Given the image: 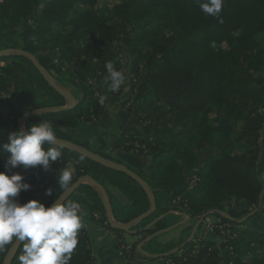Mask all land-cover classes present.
<instances>
[{"label":"trees","instance_id":"trees-1","mask_svg":"<svg viewBox=\"0 0 264 264\" xmlns=\"http://www.w3.org/2000/svg\"><path fill=\"white\" fill-rule=\"evenodd\" d=\"M263 32L264 0H224L219 17L203 13L197 0H122L111 7L101 6L100 0H0V51L35 55L77 99L67 110L29 118L26 130L49 120L58 139L92 150L88 140L72 131L99 125L106 107L97 93L113 94L105 84V64L111 61L125 69L118 53L119 43L124 44L131 57L128 78L134 97L128 107L129 125L139 126L140 132L123 131L115 146L148 158L145 174L128 167L149 183L156 210L132 230L143 238L151 236L145 248L165 254L167 264H264V179L259 164L264 44L256 37ZM31 87L38 92L35 102L23 95ZM122 93L123 85L114 95ZM16 95L15 111L9 116L0 112V171H5L4 158L10 155L3 145L10 133L21 129L19 119L25 113L67 105L30 58L12 53L0 56V103ZM158 104L166 111L159 113ZM42 147L47 150L49 145ZM92 151L120 161L101 148ZM69 165L75 169L73 183L90 175L105 187L116 222L128 223L150 210V197L134 178L66 147L48 171L40 166L12 169L30 185L16 199L26 203L51 188L43 204L52 205L63 194L59 170ZM113 186L125 194L127 203L109 192ZM72 200L117 238L124 232L108 223L105 202L93 185L81 184L67 201ZM226 203L237 210L229 217L219 211ZM178 210L190 218L212 212L217 228L171 252L172 246L162 245L156 234L176 224L179 216L172 212ZM8 251L0 253V264ZM20 251L12 264H18ZM249 253L253 260L246 261ZM94 263L90 234L82 227L70 264Z\"/></svg>","mask_w":264,"mask_h":264},{"label":"clouds","instance_id":"clouds-1","mask_svg":"<svg viewBox=\"0 0 264 264\" xmlns=\"http://www.w3.org/2000/svg\"><path fill=\"white\" fill-rule=\"evenodd\" d=\"M200 10L206 15L219 17L224 0H197ZM105 84L110 92H118L125 84L123 66L117 68L113 62L105 64ZM101 104L106 95L97 93ZM40 111V110H38ZM47 142L45 150L42 145ZM4 150L10 153L4 158L5 171H0V253L10 248H20L18 264H70L78 245V232L83 227L84 213L77 201H65L57 196L51 206L46 207L32 199L20 203L16 198L21 190H28L24 176L12 169L22 170L40 166L44 171L62 157L63 145L54 131L53 123L41 120L7 136ZM71 165L60 169L58 183L62 193L71 190L73 173ZM52 189L46 190L51 195ZM22 246V247H21Z\"/></svg>","mask_w":264,"mask_h":264},{"label":"crops","instance_id":"crops-1","mask_svg":"<svg viewBox=\"0 0 264 264\" xmlns=\"http://www.w3.org/2000/svg\"><path fill=\"white\" fill-rule=\"evenodd\" d=\"M108 110L102 115L100 119L99 126H88L78 128L73 130L72 133L79 138L89 140L92 136H97L100 131H107L108 129H113L114 131L120 130V133L123 130H129L138 132L139 130L135 125H128L131 120L130 114L127 112V115H122L120 113ZM112 115V116H111ZM113 117V118H112ZM112 118V119H111ZM122 127V129H121ZM140 132V131H139ZM117 136L115 137V140ZM112 144V142H111ZM112 146L111 152L115 153L118 158H120V163L136 168H144L148 158L141 155H133L126 151L116 149ZM109 192L112 193L120 202L127 203L128 199L124 200L123 197L119 196L116 193V190L112 187L109 188ZM40 201L41 203L46 202L49 199V195H46V192H37L34 194L33 198ZM81 210L84 213L83 227L87 228L90 234L91 248L95 258L94 264H167L168 260L165 257V254H154L150 253L144 246L145 241H147L151 236L146 238L140 237L141 235H133L135 242L137 244L136 251L133 255V258H126L120 254L118 247V238L116 233L108 229L104 224H101L100 221L95 218H89L86 216V210L81 207ZM173 214L179 216L176 219V224L170 226L168 229L159 231L156 235L158 236V241L162 245H171L172 251L175 252L180 249L184 242L187 240H182V211H173ZM187 217V216H186ZM140 237V238H139ZM190 238L189 236L187 239Z\"/></svg>","mask_w":264,"mask_h":264},{"label":"rangeland","instance_id":"rangeland-1","mask_svg":"<svg viewBox=\"0 0 264 264\" xmlns=\"http://www.w3.org/2000/svg\"><path fill=\"white\" fill-rule=\"evenodd\" d=\"M120 1H122V0H100V5L101 6H109V7H111L113 4L118 3ZM256 37L261 43L264 44V32L258 34ZM221 45L223 47L227 46L226 43H223ZM118 53H119L120 57L123 58L124 67H125V71H126L125 72L126 81H125V84L123 85V93L120 96H115L114 93L110 94V95H106L107 99L104 101L103 104L105 105V107L108 110H112L113 113L116 110L117 113H119V115H120V113L122 115H127L128 107L130 106V104L134 103V97L132 98V96H131L132 95L131 94V85H130L131 83H130V79L128 78V76L131 77V73H130V71H131L130 70L131 69V57H130V54L127 52V50H126V48H125V46H124V44L122 42H120L119 45H118ZM51 78L53 80H55L54 77H51ZM23 95L26 98H28L30 101L35 102L36 98H37V95H38V92H37V90L35 88L31 87V88L25 90L23 92ZM79 97H80V95H79ZM79 97H78V99L80 100ZM130 98L132 99L131 103H127L126 105H123V102L128 100V99H130ZM18 102H19V96H17V95L15 97H13V98L10 97V96H5L4 101L2 103H0V112L4 116H9L11 113H13L15 111L14 105L17 104ZM157 108L160 111L159 113H162L163 111H166L165 108L161 107L159 104H158ZM113 113H112V115H114ZM155 119H157V117H155ZM128 125H129V123H128ZM136 127L140 131V129H139L140 127L139 126H136ZM86 128H88V126H86ZM121 129H122V127H121ZM123 131H125V130H123ZM121 133H120V130L114 131L113 129H108L107 131H103V132L100 131L97 136L94 135V136L90 137L88 142H89L92 150H95L97 148H101L102 150H104V151H106L108 153H111V155L114 158H116L117 156H116L115 153L111 152V148H112V146H114L116 148L115 143H116V141H117V139H118V137H119V135ZM116 136H117V139L115 140ZM111 142H112V144H111ZM260 142L262 144V154H261V159H260L259 164H260V167H261V176L264 179V128L262 129V132H261ZM114 147H113V149H114ZM116 149L118 150V148H116ZM136 149H138V148H136ZM120 150L128 152L127 150H123V149H120ZM137 151L138 150H135V151H132V152H128V153H131L133 155H135V154L140 155V154L137 153ZM119 160H120V158H118V161ZM118 163H120V161ZM120 164H123V163H120ZM126 166H128V165H126ZM131 168L139 171L142 174H145V170H143V168L142 169L139 168V167L138 168L131 167ZM56 187L57 186H54L53 189H56ZM112 188L116 190V193L119 196L123 197L124 200L125 199L127 200V197L125 196V194L119 188L114 187V186ZM219 211H224L223 213H225V215L227 217L231 216L232 212L234 214L237 212L236 209L233 210V208L229 206V203H226L225 206H223ZM183 213L184 212L182 211V214ZM211 213L212 212L206 213L204 215H196V216H194L192 218H190V216H187V217L183 216V218H182V240L186 239L187 241H190V240L193 239L194 236H198V238L199 237L201 238L202 236L203 237L209 236L210 234H209L208 227H207L208 226V222L207 221L209 220L212 224H215V225H217L216 222H218V219L216 217L212 216ZM205 220H206L207 224L203 223V222H205ZM202 223H203V225H202ZM132 232H135V230H132ZM123 233H126V232H123ZM188 236L190 238L187 239ZM210 237L213 238L217 242L221 241V237H218L217 235H212ZM126 241L130 242V243H134L135 242V238H134L133 235L128 234L127 237H126ZM131 258H133V256ZM251 259L253 260L252 253H249V254L245 255V260L246 261H251ZM128 260H129V258H128Z\"/></svg>","mask_w":264,"mask_h":264},{"label":"water","instance_id":"water-1","mask_svg":"<svg viewBox=\"0 0 264 264\" xmlns=\"http://www.w3.org/2000/svg\"><path fill=\"white\" fill-rule=\"evenodd\" d=\"M12 53L23 54L24 56L30 58L33 61V63L35 64V66L38 68V70L46 77V79L49 81V83L58 92H60L67 100V105L64 107L38 108V109H33V110L25 113L19 119V125H20L21 129L26 130L24 127V124H25L26 120H28L29 118H31L33 116L41 115V114H45V113H50V112L64 111V110H67L69 108H72L76 104L77 99L69 91H67L61 85H59L56 80H53L51 78L52 76L50 74H48V72L41 65V63L39 62V60L37 59V57L35 55H33L29 52L23 51V50L7 49V50L0 51V56L9 55ZM38 110H40V111H38ZM58 140L63 145V147L77 151L80 154L92 159L93 161H95V162H97L103 166H106L108 168H112V169L126 173L127 175L134 178L145 189V191L147 192V194L149 195L150 200H151V208L147 213L133 219L132 221H130L128 223L115 222L114 217H113V212H112V204H111V200H110V197L108 195L107 190L105 189L104 186H102L97 180H95L90 175H85V176L80 177L76 182H74L72 184L71 190L69 192L63 193L61 195V196H63L64 200L67 201L68 198L74 193V191L81 184L87 183V184L93 185L98 190V192L101 194V196L105 202V208L107 211V219H108V223L110 224V226L112 228L120 229V230H122V231H124L130 235H135L136 232H132V228L156 210V198H155L154 192H153L152 188L150 187L149 183L144 179V177L140 173L132 170L131 168H129L128 166H126L124 164H120L118 162H114V161H111L109 159H106V158L102 157L101 155H99L98 153H96V152H94V151H92V150H90V149H88L82 145H79L77 143H73L69 140H65V139H58ZM18 250H19V248H10L8 253L5 256L3 264H12V261H13L14 257L16 256Z\"/></svg>","mask_w":264,"mask_h":264},{"label":"built area","instance_id":"built-area-1","mask_svg":"<svg viewBox=\"0 0 264 264\" xmlns=\"http://www.w3.org/2000/svg\"><path fill=\"white\" fill-rule=\"evenodd\" d=\"M180 200V198L174 200V203H177L178 201ZM224 216H226L224 214ZM227 217V216H226ZM208 222V231L210 232H213L215 228H217V225L215 224H212L209 220L207 221ZM206 223V220L205 222ZM207 224V223H206ZM226 225H219L218 227L223 229ZM128 233H123L121 235V237L118 238V247H119V251H120V254L126 258H131L135 251L137 250L135 245L133 243H130V242H127L126 241V237H127ZM141 237V236H140ZM139 237V238H140ZM169 262V261H168Z\"/></svg>","mask_w":264,"mask_h":264}]
</instances>
